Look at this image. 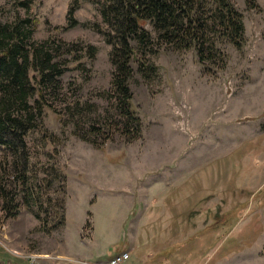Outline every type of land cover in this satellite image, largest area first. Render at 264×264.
I'll return each instance as SVG.
<instances>
[{
	"label": "rangeland",
	"instance_id": "rangeland-1",
	"mask_svg": "<svg viewBox=\"0 0 264 264\" xmlns=\"http://www.w3.org/2000/svg\"><path fill=\"white\" fill-rule=\"evenodd\" d=\"M252 1L230 0L244 40L221 44L222 69L155 45L142 74L135 56L126 118L93 0L67 30L73 0H0V31L31 30L25 51L48 49L63 71L25 152L0 148V264L121 252L123 264H264V0Z\"/></svg>",
	"mask_w": 264,
	"mask_h": 264
},
{
	"label": "trees",
	"instance_id": "trees-1",
	"mask_svg": "<svg viewBox=\"0 0 264 264\" xmlns=\"http://www.w3.org/2000/svg\"><path fill=\"white\" fill-rule=\"evenodd\" d=\"M82 1L73 0L68 9L69 25L63 30L77 25L73 15ZM93 2L98 6L103 24L97 32L112 48L109 58L114 70L110 90L116 97L119 95L124 99L126 118L133 116L128 108L131 99L129 81L133 73L131 61L135 56L142 58L137 61L139 72L153 74L155 65L148 64L147 59L142 61L144 51L156 55L155 45L175 51L193 49L198 64L209 72L225 66L221 44L228 43L240 49L244 40L242 14L230 0ZM244 2L248 7L254 6L252 0ZM147 26L151 31L146 29ZM30 34L31 30L21 33L16 28L8 33L0 31V148L12 155L26 150L25 136L36 128V111L41 114L42 89L63 74L48 49L25 51L23 44ZM90 50L95 52L93 48Z\"/></svg>",
	"mask_w": 264,
	"mask_h": 264
},
{
	"label": "built area",
	"instance_id": "built-area-1",
	"mask_svg": "<svg viewBox=\"0 0 264 264\" xmlns=\"http://www.w3.org/2000/svg\"><path fill=\"white\" fill-rule=\"evenodd\" d=\"M128 258L129 255L126 252H121L110 258L107 264H123Z\"/></svg>",
	"mask_w": 264,
	"mask_h": 264
}]
</instances>
